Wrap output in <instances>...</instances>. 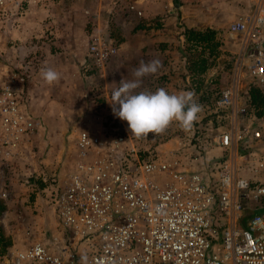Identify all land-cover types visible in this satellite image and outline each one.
Returning <instances> with one entry per match:
<instances>
[{
    "label": "built area",
    "instance_id": "1",
    "mask_svg": "<svg viewBox=\"0 0 264 264\" xmlns=\"http://www.w3.org/2000/svg\"><path fill=\"white\" fill-rule=\"evenodd\" d=\"M247 1L226 29L243 40L235 68L244 66L264 90V0ZM126 9L141 15L131 3ZM116 47L92 39L85 68L102 69ZM25 82L20 67L0 78V229L12 180L27 169L41 128L24 106ZM236 92L231 84L209 99L230 121L214 138L227 152L221 156L207 157L204 144L190 154L159 151L149 142L161 132L155 117L95 110L76 133L64 176L40 178L55 226L47 233L22 224V237L8 246L0 233V264H264V123L239 126L256 118Z\"/></svg>",
    "mask_w": 264,
    "mask_h": 264
},
{
    "label": "crops",
    "instance_id": "2",
    "mask_svg": "<svg viewBox=\"0 0 264 264\" xmlns=\"http://www.w3.org/2000/svg\"><path fill=\"white\" fill-rule=\"evenodd\" d=\"M198 1L122 0L116 5L112 0H4L0 16H7L4 27L7 47L0 44V55L19 67L24 63L23 54L28 51L33 57L46 51L86 52L92 39L103 37L108 29H113L119 36L115 62L110 66L121 75L117 78V93L132 88V94L139 101L134 104L137 108L129 109L166 121L176 112L180 117L191 108L198 111L194 102L204 95L210 99L218 81L228 74V69L235 68L237 55L242 53L240 35L229 33L226 27L237 15L249 9L248 1L235 0L241 7L232 16L225 17L209 16L197 7ZM130 3L140 11V16L126 9ZM205 27L215 31L220 45L214 59L206 58L204 70L198 72L195 70L199 67L197 50L188 52L183 48L182 30ZM27 62L23 67L29 68L30 79L24 88L23 103L30 93L29 88L36 85L34 78L37 75L31 67L33 63ZM130 78L128 87L126 81ZM220 83L226 85L224 79ZM232 83L233 80L229 85ZM247 89L248 86L242 100L245 106ZM123 93L117 97L125 100ZM24 106L27 108L25 103ZM123 110L118 113L120 117L112 107L107 112L121 119L127 109ZM247 112L256 119L250 120L247 115L240 125L237 123L239 126L259 127L264 123V116L258 118L252 110ZM242 149L239 146V150ZM212 154L207 153V157ZM19 235L14 231L10 238L17 240Z\"/></svg>",
    "mask_w": 264,
    "mask_h": 264
},
{
    "label": "rangeland",
    "instance_id": "3",
    "mask_svg": "<svg viewBox=\"0 0 264 264\" xmlns=\"http://www.w3.org/2000/svg\"><path fill=\"white\" fill-rule=\"evenodd\" d=\"M120 1L112 0L116 5ZM196 4L209 16L222 17L232 16L241 7L235 0H200ZM116 5L115 9L118 8ZM6 19L7 16H0V44L5 47H7V31L4 30ZM107 32L117 45L119 36L115 30L108 29ZM34 55L33 57V53L29 51L23 54L24 63L20 65V70L25 73L26 84L30 79L29 68L25 70L23 64L26 61L29 65L33 63L31 67L36 70L37 75L34 78L36 85L29 88L30 93H27L24 103L26 109L40 122L41 128L34 139L27 169H18L12 180V194L7 199V213L3 218L6 226L0 229L2 245L7 246L20 240L22 224H28L47 233L55 226L52 212L46 204V193L42 183L40 184V178L48 180L55 175L59 178L64 176L73 158L76 133L85 127L84 125L92 124L91 114L98 110V107H102L106 112L112 107L119 116L118 113L123 109L125 111L132 107L137 108L134 104L139 101L138 97L132 94V88L117 93L119 88L117 78L120 79L121 75L110 67L115 62L113 61L115 55L97 71V74L87 78L84 77L85 71L82 70L86 52L46 51ZM7 61L0 55V78L7 68L16 67ZM244 70V66L238 65L234 69H228V74H224L216 86V89L224 88L233 80L238 106L244 105L242 101L244 89L252 85L250 77ZM223 79L226 85L220 83ZM130 80L131 78L127 80L129 83L126 81L128 87ZM121 92H124L125 100L117 97ZM200 100L194 102L198 111L191 108L184 116L178 117L176 112L169 120L162 121L159 118L157 126L161 132L159 134L155 132L149 142L163 152L169 149L175 152L184 150L189 154L198 150L197 145L204 144L208 153H213V156L227 153L223 149L213 147L216 146L214 138L217 133L229 128V118H224L225 112L213 113L209 98ZM14 231L17 235L20 234L17 240L10 238Z\"/></svg>",
    "mask_w": 264,
    "mask_h": 264
},
{
    "label": "trees",
    "instance_id": "4",
    "mask_svg": "<svg viewBox=\"0 0 264 264\" xmlns=\"http://www.w3.org/2000/svg\"><path fill=\"white\" fill-rule=\"evenodd\" d=\"M182 36H183V48L184 49H186L188 52L197 50V55H198L197 62L198 63L196 64H198L199 67L195 70H197L198 72L203 71L205 68V64H206V58L214 59V57L218 54V46L220 45V41L219 39L216 38L215 31L208 27H205L202 29L184 28L182 30ZM104 38H110V36L105 33ZM112 41H114L115 43V40L112 39ZM19 67L21 68V66ZM82 70L85 71L83 73L85 78L90 77V75L98 73L97 72L98 70H96L92 65H90L88 69H86L85 65L82 64ZM25 85H26V82H25ZM25 85H24V88H25ZM247 95H248L247 110L251 109L258 118L263 117L264 116V90H261L254 85H249L247 89ZM200 99L204 101L207 98L204 95V97ZM204 103H206V101ZM204 103L202 104L205 105ZM98 108H102V107H98ZM254 123L255 125L257 124V122H254ZM1 207L2 206L0 205V210L2 209Z\"/></svg>",
    "mask_w": 264,
    "mask_h": 264
}]
</instances>
